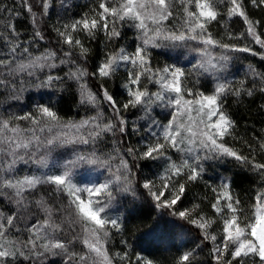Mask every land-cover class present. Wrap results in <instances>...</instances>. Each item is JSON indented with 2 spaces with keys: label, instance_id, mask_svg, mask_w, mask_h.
<instances>
[{
  "label": "snow or ice",
  "instance_id": "snow-or-ice-1",
  "mask_svg": "<svg viewBox=\"0 0 264 264\" xmlns=\"http://www.w3.org/2000/svg\"><path fill=\"white\" fill-rule=\"evenodd\" d=\"M0 264H264V0H0Z\"/></svg>",
  "mask_w": 264,
  "mask_h": 264
},
{
  "label": "trees",
  "instance_id": "trees-1",
  "mask_svg": "<svg viewBox=\"0 0 264 264\" xmlns=\"http://www.w3.org/2000/svg\"><path fill=\"white\" fill-rule=\"evenodd\" d=\"M244 55H249V54H244ZM249 58L252 59L254 63L259 60V58H252L250 56H249ZM244 63H247V61H245Z\"/></svg>",
  "mask_w": 264,
  "mask_h": 264
}]
</instances>
